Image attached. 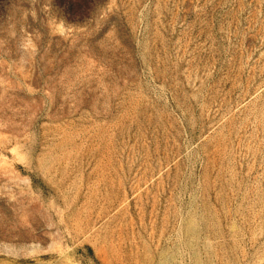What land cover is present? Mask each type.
I'll return each instance as SVG.
<instances>
[{"label": "rangeland", "instance_id": "374dc122", "mask_svg": "<svg viewBox=\"0 0 264 264\" xmlns=\"http://www.w3.org/2000/svg\"><path fill=\"white\" fill-rule=\"evenodd\" d=\"M0 264H264V0H0Z\"/></svg>", "mask_w": 264, "mask_h": 264}]
</instances>
